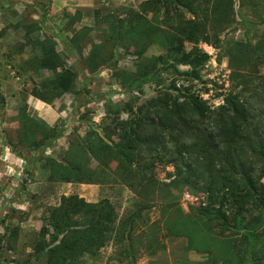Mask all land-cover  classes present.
Segmentation results:
<instances>
[{"label":"trees","instance_id":"16d2710c","mask_svg":"<svg viewBox=\"0 0 264 264\" xmlns=\"http://www.w3.org/2000/svg\"><path fill=\"white\" fill-rule=\"evenodd\" d=\"M232 5V0H144L137 9H127L124 18L107 25L103 41L92 45L85 65L90 71L111 63L115 66L119 46H132L141 54L163 37L168 43L166 57L189 66L192 76L199 78L196 70L209 55L196 44L210 41L211 34L217 37L232 23ZM87 31L83 27L73 35L75 48ZM47 42L41 44L44 56L25 64L32 70L52 72L53 78L30 91L51 103L50 94L58 97L74 90L77 72L66 68L53 44L46 46ZM155 59L163 60V56ZM115 76L130 90L139 88L146 77L140 70L116 72ZM25 109L19 110L18 145L43 148L58 138V128L35 120ZM126 111L127 119H112L117 141L106 132L101 136L91 130L70 146L63 163L49 158L48 165L49 176L62 182L100 183L111 174L136 195L135 211L119 217L106 198L88 202L76 194L62 196L40 228L33 258L45 264H78L84 257L98 256L111 243L134 261L138 249L131 239L136 219L152 207L156 194L170 195L171 189L186 186L205 194L208 203L189 214L178 207H164L167 233L185 237L188 250L209 255L213 264H264V145L258 133L252 134L260 149L251 143L245 108L232 97L211 109L194 94L179 101L166 93ZM247 147L257 161H244ZM166 165L174 167L176 177L162 183L155 177V168ZM3 229L15 242L17 229L5 225Z\"/></svg>","mask_w":264,"mask_h":264},{"label":"rangeland","instance_id":"374dc122","mask_svg":"<svg viewBox=\"0 0 264 264\" xmlns=\"http://www.w3.org/2000/svg\"><path fill=\"white\" fill-rule=\"evenodd\" d=\"M142 1L0 0V264H45L33 258V247L49 209L62 196L76 194L88 202L106 198L119 217L133 214L136 195L111 174L100 183L62 182L49 176L48 165L49 158L63 163L70 146L91 130L101 136L106 132L117 141L112 119H127L130 106L168 93L179 101L194 94L214 109L232 97L245 108L251 143L257 149L260 142L264 145V0H232V23L217 37L211 34L210 41L196 44L209 55L196 70L199 78L192 76L189 66L166 57L168 43L163 37L141 54L132 46H119L115 66L107 63L90 71L85 58L92 45L103 41L109 23L124 18L127 9H137ZM83 27L88 34L75 48L71 38ZM45 41L46 46L53 44L66 68L77 72L74 90L58 97L50 94L51 103L35 98L30 91L53 78L52 72L32 70L25 64L44 56L41 44ZM159 56L163 60L155 59ZM139 70L146 77L136 89L123 87L115 76L116 72ZM122 78L127 81V74ZM23 107L30 117L58 128V138L43 148L18 145L16 129ZM252 133L260 135L259 143ZM242 155L246 163L257 161L248 147ZM154 174L162 183L176 177L172 165L157 166ZM156 197L152 207L135 221L131 242L138 250L134 261L110 243L98 256L84 257L78 264H213L209 255L188 250L185 237L169 235L162 217L164 207H178L189 214L198 205H207V196L178 186L170 195L158 193ZM3 225L17 229L15 242Z\"/></svg>","mask_w":264,"mask_h":264}]
</instances>
